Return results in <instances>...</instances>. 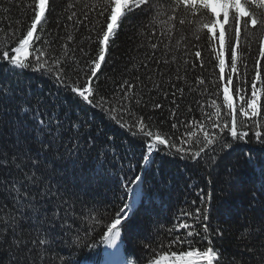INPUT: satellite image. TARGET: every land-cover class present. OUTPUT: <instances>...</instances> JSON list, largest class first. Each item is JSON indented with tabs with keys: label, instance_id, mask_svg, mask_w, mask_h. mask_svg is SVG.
Listing matches in <instances>:
<instances>
[{
	"label": "snow or ice",
	"instance_id": "6c2138e0",
	"mask_svg": "<svg viewBox=\"0 0 264 264\" xmlns=\"http://www.w3.org/2000/svg\"><path fill=\"white\" fill-rule=\"evenodd\" d=\"M8 5L2 7L5 15H10L15 6L24 9L26 18L16 21L18 27L9 25L5 29L12 41L0 48V72L10 77L29 71L38 73L54 88L33 94L30 89L23 91L19 81L14 86L11 80L0 79V264H45L49 254L61 244L81 250L93 249L97 245L91 233L97 225H102L99 235L103 250L96 264H140L144 254L136 258L132 249L139 240L151 247L149 226L159 221H153L148 213L131 249L124 245L122 231L128 229L139 206L147 210L161 195L160 189L145 186L153 153L161 152L173 158L178 155L179 159L194 164L209 158L215 162L219 155L217 148L227 151L235 143H250V132L264 150V0H90L83 4L77 0L59 11L52 0H8ZM53 13L58 26L66 17L77 30L90 28V51L79 48L88 57L83 62L69 55L77 50L70 47L74 39L71 35L67 37L69 44L63 46V53L54 55L52 41L45 35ZM126 21L145 33L150 31L151 36H156L155 26L162 23L168 31L160 35H167L171 40L179 32L177 44L188 41L186 48L191 44L185 35L187 30L198 42L191 46L198 49L194 56L200 68L207 67L201 48L209 52L208 63L214 62L212 81L197 77V88L188 87L189 91L211 97L206 104L196 101L202 112L201 119L179 120L178 112L171 110L170 118L177 120L171 129L184 128L181 136L176 137L181 146H177L172 135L154 133L142 116L132 113L127 103H122L121 109L124 115L133 117L132 121L118 116V109L96 94L94 78L98 79V70L114 43L112 38ZM160 43L159 38L155 43H148L151 54H145L147 61L159 64L156 50ZM92 44L96 45L94 49ZM165 48L172 51L168 45ZM176 59L173 55V60ZM143 66L148 67L149 63ZM177 79L188 84L186 74L177 75ZM135 87L125 81L120 86L118 99L132 101L134 96L128 93ZM184 92V88L176 86L172 93L171 103L177 108L176 94L183 96ZM164 94L167 96V92ZM135 103L139 105L141 101L135 100ZM153 107L163 106L156 102ZM92 109L142 140L146 151L139 163V172L132 160L125 164L114 144L108 143L114 137L94 125L88 116ZM247 164L259 171L258 183L233 176V169L228 168V191L223 194L231 198L236 191L254 188L248 207L258 209L261 215L249 218L242 225L244 231L240 232L232 259L227 260L224 249L215 246L214 237L222 239L224 229L213 230L211 219L213 215L228 217L233 209L227 204L213 207V196L205 197L201 193L204 206L194 212L181 210L180 217L184 219L177 218L168 229L170 236L174 232L178 234L168 247L175 245L181 250L155 259L149 257L148 264H264V160L249 155ZM102 189L104 198H100ZM107 195L111 196L113 208L111 211L105 208L101 213L98 205L108 202ZM86 214L93 224L91 229H85L87 239L80 236L79 226ZM203 241H207V246ZM83 264L88 261L84 260Z\"/></svg>",
	"mask_w": 264,
	"mask_h": 264
},
{
	"label": "trees",
	"instance_id": "16d2710c",
	"mask_svg": "<svg viewBox=\"0 0 264 264\" xmlns=\"http://www.w3.org/2000/svg\"><path fill=\"white\" fill-rule=\"evenodd\" d=\"M69 2H77V0H52L53 5L56 6L58 11ZM79 2L83 4L90 2V0H79ZM3 6H9L8 0H0V22H2L0 23V48L4 47L5 42L12 41L10 32L5 29L9 25L12 28L18 27L16 21L26 18L24 9L15 6H12L10 15H5L2 11ZM136 11L137 13L139 12V10ZM55 17L56 13H53L45 34L46 38L52 41V47L55 50L54 55L63 53V46L69 44L67 37L71 35L74 39L70 47H75L77 50L75 53L70 52L69 55H73L81 62L86 60L88 57L84 56L79 51V48L82 47L85 51H90V42L88 40V37L92 35L90 28L81 27L77 30L71 27V22H68L66 17L61 19L58 26ZM66 24L68 25L67 27L65 26ZM97 27L99 26L97 25ZM155 31L156 36H151L150 31L145 33L142 28L133 26L132 23L127 21L122 25L118 34L112 38L114 43L111 44L106 62L102 63V68L98 70V79L94 78L96 94L97 96H103L106 101L117 108L118 112L116 114L118 116L123 115L125 120L132 121L133 117L124 115L121 109V104L127 103L132 113L135 116H142L154 133L159 131L161 134L172 135L177 146H181L179 139H176V137L181 136L184 128L181 127L179 131L171 129V124L177 122V120L170 118L171 110L175 109L178 112L179 120L199 121L201 119L202 112L200 105L196 101L206 104L211 97L202 95L199 91H189L188 87L191 85L192 88H197L195 84L197 77H204L212 81L214 79V62L208 63L207 57L209 52L201 48L199 50L202 51V56L206 58L205 63L207 67L205 69L200 68L199 61L194 56L195 51L198 49L191 46V44L198 42L191 37L187 30H185V35L191 40V44H188L187 48L185 45L188 41H180L177 44L181 33L177 32L175 38L171 40H169L167 35L161 36L162 31L165 33L168 31L162 23L155 26ZM157 38L162 40V43H160L159 48L156 50V58L159 60V64L154 61H147L145 56L146 53L151 54V49L147 46L148 43L157 42ZM141 44L144 46L141 47ZM165 45H168L172 51L168 52ZM95 47L96 45H91V48L94 49ZM90 54L95 55L94 52H90ZM173 55L177 56L176 60H173ZM165 60L168 63H165ZM185 60H187V64L184 63ZM145 63H149V66L144 67ZM193 64H195L194 70ZM157 69L159 70L157 71ZM215 72L218 73V69ZM185 74L187 75L188 84H185L183 79H177V75L183 77ZM137 77H140V79H137ZM0 79L11 80L14 86L16 85V81H19V86L23 91L30 89L33 94L46 93L49 89L54 88V85L45 77L30 71L19 77L5 76L3 72H0ZM125 81L136 86L133 92L128 93L129 96H134V99L130 102H123L118 99L121 95L120 86ZM157 85L160 86L159 90L157 89ZM176 86L185 89L183 96L177 93L175 97L179 108L171 103L173 99L172 93L176 91ZM165 92H167V96H165ZM135 100H140L141 103L137 105ZM156 102L161 103L163 107L155 109L153 105ZM68 103L70 104L71 101H68ZM189 108L192 109L191 112L188 111ZM207 110L211 111V109ZM88 116L97 129H103L104 133L114 137V141H108V143L114 144L115 151L120 158L124 159L125 164H127L128 160H132L136 165L137 172H139V163L142 161L143 154L146 151L142 140L137 139L131 132L120 128L115 121L108 119L103 113L95 109L90 110ZM149 117H151L150 120L148 119ZM107 135L103 137L104 140H107ZM227 139L231 140V137ZM249 139L251 140L250 143H235L227 151H220L217 148L219 155L215 162L209 158L201 160L198 164H194L191 161L179 159L178 155L173 158L161 152L153 153V163L147 169L145 186L150 189H160L161 195L147 210L143 205L139 206L137 214L130 222L128 229L122 231L123 243L131 249L144 217L148 213H151L153 221H159V223L149 226L152 235L148 244L151 247L146 246L144 240H139L136 242L137 246L135 249H132L136 253V258H140L141 254H144L140 260V264H148L149 257L155 259L157 256L168 254L170 251L181 250L175 245L172 248L168 247L169 242L178 235L174 232L170 236L168 229L172 228L177 222V218L184 219L180 217L181 210L194 212L196 208L204 206L201 203V193L205 197L208 194L213 196V207H221L227 204L233 209L232 214L228 217L221 218L213 215L211 219V228L213 230L216 228L224 229L222 239L214 237L215 246L224 249L227 260L230 261L232 259V253L237 250L235 245L240 238V232L244 231L242 225L249 218H258L261 215L258 209L251 210L248 207L247 201L252 195L254 188L248 187L236 191L231 198H226L223 194L225 191H228V168L233 169V176L244 177L249 183L253 181L258 183L259 181V171L250 168L247 160L249 155H254L257 160H264V150L255 142L253 132L249 133ZM117 167H119V164H117ZM105 195L102 189L100 198H104ZM107 201L104 205H98L101 213L104 212L105 208L108 211L112 210L113 205L110 203V195H107ZM122 203L123 201H121ZM92 215L95 216L96 213L93 212ZM79 226L81 228L80 236L85 237V229L93 227L87 214L82 218ZM196 227L199 228V225ZM101 230L102 225H97L96 231L91 233L97 247L81 250L61 244L55 249L54 253L49 254V259L45 261V264H67L69 261L72 264H77V262L83 264L84 260H87L88 264H96L98 255L103 250L99 235ZM72 239H75L74 235ZM197 239L199 238L197 237ZM161 242L163 243V249L161 248ZM202 243L204 246H207V241H203ZM183 248L186 250L187 245H184Z\"/></svg>",
	"mask_w": 264,
	"mask_h": 264
}]
</instances>
